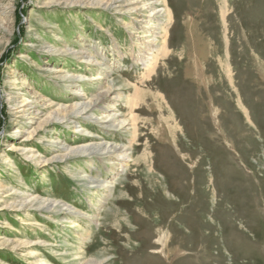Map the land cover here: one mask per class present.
Listing matches in <instances>:
<instances>
[{
    "label": "rangeland",
    "instance_id": "rangeland-1",
    "mask_svg": "<svg viewBox=\"0 0 264 264\" xmlns=\"http://www.w3.org/2000/svg\"><path fill=\"white\" fill-rule=\"evenodd\" d=\"M167 2L169 54L142 81L163 16L119 13L113 0H0V264H264V0ZM143 41L152 47L139 56ZM127 83L143 93L131 113ZM109 87L92 117L101 122L107 107L118 120L132 114L136 136L130 118L110 134L93 119H72L79 99ZM152 94H164L177 130ZM129 140L133 162L111 172L95 161L100 152L57 150ZM83 171L106 188L81 183ZM44 200L91 217L30 208ZM163 235L191 255L154 251Z\"/></svg>",
    "mask_w": 264,
    "mask_h": 264
},
{
    "label": "bare ground",
    "instance_id": "bare-ground-1",
    "mask_svg": "<svg viewBox=\"0 0 264 264\" xmlns=\"http://www.w3.org/2000/svg\"><path fill=\"white\" fill-rule=\"evenodd\" d=\"M113 1H116V3H118L120 5L119 9L117 10V12H119V13H122V12L126 13V14L133 13V15H136L139 18L144 13H146V11H148V12H150L149 13L150 15H153V17L151 18L150 21H152V22H160L158 17H157L158 15L163 16V18L165 20L164 23H163L164 25H161L159 27V32L156 33L155 35L152 34L153 40L155 42V45H153V47H154L153 49H151V50L148 49V47H152V45H147L144 41L141 42V44H140L141 45L140 46L141 50H139V53L142 52V48L145 47V48L148 49V52L150 51L149 53L151 55V57L147 61H145L143 63L144 71H143V74H142V81H145V80L149 81V79H151L152 76L156 75L157 67H158V61L161 60V59H165L166 60V58H167V56L169 54V32L172 29H174V24L172 22L173 21L172 10L169 8L167 0H113ZM174 19H175V17H174ZM147 33H152V32H150V30H149ZM66 48L67 49H65L63 52H66V53L74 52L73 50H70V48H68V47H66ZM97 51L98 50L96 49V52ZM98 52H97L96 55L99 54ZM77 55H86V56L81 57V58L85 59L88 62H94L99 67L100 66H104V64L100 63V61L94 59L93 56H91V54L89 52L80 50L77 53ZM192 55H194V54H192ZM139 56H141V53H140ZM137 59H138L137 62L140 61L139 58H137ZM198 63H199V61H198ZM194 65H195V63H194ZM163 66H165V65H163ZM106 68H108V67H105L104 69L107 70ZM221 68L223 69V67H221ZM70 78L71 79L85 80V81L86 80H90L86 75H84V76L83 75H73ZM229 78L231 79L230 86L233 88V85H232L233 77L229 76ZM99 79L100 78L98 76H96V77H94L91 80H99ZM202 81H203V79H202ZM150 82H152V80H150ZM131 85H132L131 83H127V84H124L123 87L129 88ZM110 88L111 87L107 88L106 90L100 91V92H99V90H100L99 88H94V95L91 96L92 98L88 101V103H85V102H82V101L80 102V100H82V99H79L77 97L79 99V101L75 105L76 108H74V110H73L74 112L71 113L72 114V116H71L72 119H73V117L74 118L80 117V118H83V119H93L95 121V123L100 125L101 129L104 130L103 131L104 133L110 134L114 130H118V129L121 130V129H124V126L130 125V120L128 121V119L130 118L131 119V125H130L131 126V130H132V132L134 130V133H135V136H136V125H135L136 116L134 118L132 114H129L130 116L128 117V119L118 120L117 117H119V115H118L117 111H112L109 107H107V108L104 109L105 113H106V116H105V118L102 119L101 122L99 121L98 118L92 117V116H94V114L91 113V112H93L92 108L95 107V106H98V107L103 106V99L106 100V99L110 98V95H109L110 90H111ZM131 88L133 89V94H132L131 97L129 96V98H127V101H126L127 105L130 106V113H131V111L134 112V109L137 108L138 102L140 101V98L143 95L142 91L135 84L132 85ZM210 89H212V88H208L209 96H211V92H212V90H210ZM152 97H153L152 98V104L155 107H157L158 109L166 111L165 113L167 114V117H168L167 120H166V123L167 122L170 123V118H171L172 119V123H170V127L172 128L173 131L175 129L177 130V128L179 127V124L176 122V115L172 111L173 109H171V107H169V104H168L169 102L168 103L166 102V99H165L166 97H164V94H163V96L162 95H158V94H156V95L152 94ZM156 100L158 102L161 101L158 106H156L153 103ZM211 100H213V96H211ZM21 104H22V106H21L22 108H26V106L29 107L28 104L27 105H25L23 103H21ZM237 106H239V105H237ZM211 110H212V114L214 116L215 121L221 126V124H220L221 121L219 119L221 117L220 116L221 113L219 111V107H215L214 103H211ZM160 122H161V120H160ZM240 128H239V131H240ZM81 132H87V129H82ZM167 132H168V130H167ZM161 135H163V134H161ZM168 136H169V134H168ZM161 140H164V139H161ZM130 144H131L130 140L127 141V143H125V142L111 143L109 141H100V142H89V141H86L85 144L76 146L74 148L73 147L69 148V147H67L65 145L60 144V146H59V148H57V150L58 151L61 150V151L67 152L66 155H69V154L73 155V156L74 155H78V156L79 155H81V156L82 155H84V156L87 155V157L95 156V154L93 153L95 151L100 152V154H98V156L100 155V157H102V158H99V159L97 158L95 161L105 164L107 166V168L109 166V169H106V170L108 172L109 171L111 172L112 170H114L115 167H120V169L127 168V167H129V163L133 162L131 160V157H130V154H129V152L132 151V146ZM167 144H168V142H167ZM173 145H174V143H173ZM174 147H176V146H174ZM176 149H178V148H176ZM96 156H97V154H96ZM94 163H96V162H94ZM80 180H81V183L86 184V185H91L96 190H99L98 193L100 192L101 188H106V186H105L106 185V181L104 180V178H102L101 175H98V174L96 175V174H93L92 172L88 173L87 171H83ZM45 203H47V204H45ZM34 207L36 209H39V210H44L48 214H52L54 216H59V217L61 216L60 218L62 220L72 219V218H74L75 215H80V216H83V217L88 218V219L91 217V215H89L88 213H85L84 211H79L78 209L74 210V208L72 206H70L68 203H65V202H63V203L51 202L50 203L48 200H44V201H38V206H35V205H31L30 206V208H34ZM187 221H188V219H187ZM75 226H77V225H75ZM188 230H190V229H188ZM183 231H184V229H183ZM187 234H189V233H187ZM169 237H170V235H169ZM169 237L167 238V237H165L163 235L164 240L161 242L162 248L161 249L157 248L154 251H156L158 253H161L165 257L169 256L171 253H175L176 255H182V256H185V257H188V256L191 255V254L189 255V252L186 249H183V250L181 248L172 249L170 247L172 241L169 240ZM160 239H162V238L160 237ZM59 254H60L59 256H64L65 255V251H62V253H59ZM83 264H109V263H106V261L104 259L103 260H92V259H90V260H84Z\"/></svg>",
    "mask_w": 264,
    "mask_h": 264
}]
</instances>
